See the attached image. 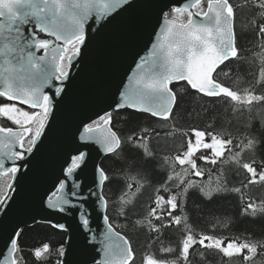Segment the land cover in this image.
<instances>
[{
    "label": "snow or ice",
    "instance_id": "6c2138e0",
    "mask_svg": "<svg viewBox=\"0 0 264 264\" xmlns=\"http://www.w3.org/2000/svg\"><path fill=\"white\" fill-rule=\"evenodd\" d=\"M201 2L202 0H194L192 5L171 7L170 13L173 14V19L165 20L164 28L153 43L148 58H141L136 65L137 71L129 78V84L119 92V102L115 105L117 109L127 107L166 120L175 101V96L170 89V83L173 81H186L191 89L209 98L224 96L231 101H239L247 105L253 101L264 100V96L253 95L251 91H247L244 96H239L237 91L231 90L213 78V73L219 65L238 55L233 34L234 8L229 0H207V11L190 10L199 8ZM129 4L130 0H0V33L7 31L12 34V45L0 48V54L5 57V63L9 65L11 61L7 57L11 53H16L19 57L18 67L7 69L9 73V76L5 78L7 88L0 90V96L21 100L32 109L38 110L30 113L14 106L0 107V115L13 120L22 128L20 132H13L12 128L0 129L14 136L18 141V149L12 145L0 144V175L8 174L15 179L23 167V162L34 152L54 109L55 99L62 95L64 84L77 62L76 58L80 56L82 46L87 42L88 24L93 20V9H96L95 22H103ZM259 7L264 9V0H261ZM170 13L162 11V19ZM185 13L187 21L176 24V19ZM196 16H201L206 22H198L194 18ZM33 19V29L26 35L24 29L32 24ZM40 33L54 37L55 46H53V40L41 38ZM259 33L264 36V25L259 27ZM33 48L37 51L29 50ZM38 51L44 54L38 55ZM49 68L51 71L48 70ZM18 73L26 75L19 76ZM13 75H17L19 79H28L31 82V88L27 92L23 89L10 92L8 89L12 88V84L8 81ZM46 89H51V93ZM99 119L105 126L110 123V118H106L105 115H101ZM33 124L36 125L34 131L31 127ZM25 125L28 126L25 127ZM83 131L90 133L94 129L88 124L83 126ZM25 134L30 137L28 142L31 146L27 148L24 147ZM192 134L196 137L195 144L189 140L187 150L175 156V161L179 165L186 166L182 169V174H176L175 179L180 183L158 189V192L167 194L175 188L176 194L156 195L155 206L151 207L147 213L148 227L153 231L159 232L161 228L170 226L173 222L180 224L182 217L173 213L181 210V197L188 191L199 189L208 198H211L214 192L227 191L219 182L215 187L209 186L205 191L196 180H186L184 177L190 174H194L196 178L204 176L205 169L199 167L197 160L193 158L200 148L211 150L212 157L202 155L199 156V160L215 165L217 158L224 154L226 146L231 145L233 141L220 139L215 134H206L196 129H193ZM206 135H210V142H205ZM81 139L84 137L81 136ZM136 139L134 136L127 138L129 143ZM139 139L141 143L134 146L144 149L145 159L151 158L152 153L148 151V145L143 143V136ZM96 143L103 146L104 153L114 155L122 148L123 141L116 131L109 129L107 135L101 134L97 137ZM252 145L253 141L249 140L245 147H252ZM228 150L231 151L230 148ZM84 156L83 152L77 154L71 165L64 170V178L58 181L55 190L47 196V207L64 213L68 208L83 209L92 202L100 214L102 224L106 226V231L101 233L104 238L103 247L96 248L97 256L93 258V264H129L134 259L129 241L114 230L112 218L108 214L109 198L104 194V185L109 182L110 177L104 169L97 168L98 178L87 190L75 180V173L81 167L79 162L83 161ZM238 156L239 153L233 157L237 164H239ZM242 168L251 175L249 183H256L257 175H259V181L264 182V170L258 173L257 168L251 163H243ZM168 180L171 182L173 177L169 176ZM14 187L13 183H9L8 192H11ZM128 187L130 188L131 185ZM232 191L240 192V189L235 188ZM10 199L11 197L7 194L0 196V211L6 210ZM127 203H129L127 200L121 201L120 215L122 217H125L123 206ZM249 209L255 212L252 203L247 205L244 213L247 214ZM78 215L81 218L82 227L88 228L90 216L83 211H79ZM153 218L157 221L168 220L169 224L156 226L152 223ZM57 227L63 229L65 226L60 224ZM95 236L96 233H92L90 238ZM118 238L123 240V244L119 243ZM197 243L208 249H218L229 258L243 256L245 262L250 259V256L244 255V251L255 254L257 250V244L252 242L229 240L224 245L223 241L211 235H201L197 240L195 235L189 234L183 239L180 249L181 256L185 260L190 249ZM18 246L19 233H15L9 237L4 249L0 251V258H2L0 264H19V259L15 257L19 250ZM9 248L12 250V255L6 256ZM43 249L47 251L49 245L44 244ZM33 254L36 258H40L41 250L37 248ZM65 255V249L60 248L61 264H64ZM145 264H160V262L146 257Z\"/></svg>",
    "mask_w": 264,
    "mask_h": 264
},
{
    "label": "trees",
    "instance_id": "16d2710c",
    "mask_svg": "<svg viewBox=\"0 0 264 264\" xmlns=\"http://www.w3.org/2000/svg\"><path fill=\"white\" fill-rule=\"evenodd\" d=\"M205 2L199 8H203ZM229 2L234 8L238 55L219 65L214 79L237 91L239 96L246 95L247 91L264 96V36L259 33V27L264 25V9L259 7L261 0ZM168 17L173 18V14ZM186 19L185 13L176 20L184 22ZM172 89L176 100L166 120L128 108L108 115L123 144L116 154H108L101 160V168L110 177L104 185V194L109 198L108 214L114 228L130 242L134 259L129 264H145L146 257L160 264H177V261L178 264H264V182H260L257 175V182L249 183L251 175L242 168L243 163H251L258 173L264 170V100L247 105L224 96L209 98L192 90L185 82L173 84ZM193 129L215 134L220 139H231L233 143L226 146L215 165L199 160L202 155L212 157L211 150L200 148L193 158L205 169L204 176L196 178L190 174L184 179L196 180L205 191L219 182L227 191L214 192L211 198L199 189L188 191L181 197V210L173 213L182 217L180 224L173 222L159 232L153 231L148 227L147 213L155 206L156 195L176 194L175 188L167 194L158 189L180 183L175 179L176 174H182L186 166L179 165L175 156L187 150L189 140H193ZM129 136L137 139L129 143ZM141 136L152 153L149 159H145L143 148L134 146L141 143ZM206 137L210 139V135ZM249 140L253 145L246 148ZM237 153L239 164L233 159ZM169 176L173 177L171 182ZM8 179V174L0 175V196L5 193ZM235 188L240 192L232 191ZM122 200L129 201L123 206L126 218L120 215ZM249 203L253 204L255 212L249 209L245 214ZM152 223L168 225L169 221L153 218ZM189 234L195 235L197 240L201 235H211L224 245L229 240L252 242L257 244V250L255 254L245 250L244 255L250 256L245 262L243 256L229 258L218 249L197 243L185 260L180 249ZM64 239L63 231L48 224L26 226L19 232V250L15 257L19 264H58ZM44 244H48L49 249L42 250L41 257L36 258L34 250ZM169 249L171 251H167Z\"/></svg>",
    "mask_w": 264,
    "mask_h": 264
},
{
    "label": "water",
    "instance_id": "95a60500",
    "mask_svg": "<svg viewBox=\"0 0 264 264\" xmlns=\"http://www.w3.org/2000/svg\"><path fill=\"white\" fill-rule=\"evenodd\" d=\"M193 3L194 0H130L128 6L103 22H95L96 9H93V20L88 24L87 42L82 46L80 56L76 58L77 62L64 84L62 95L55 99L54 109L42 137L30 158L23 162V167L15 179L11 176L9 178L8 184L13 183L15 187L8 192L7 184L5 194L11 199L6 210L0 211V251L4 249L9 237L19 233L22 228L45 223L65 233L62 247L66 252L64 264H93V258L97 256L96 248L103 247L104 238L101 233L106 231L99 212L92 202H89L83 209L68 208L61 213L47 207V196L55 190L58 181L64 178V170L81 152L85 156L83 161L79 162L81 167L75 173V180L79 181L85 190L93 185L99 175L97 168H101L102 158L108 155L103 152V146L96 143L97 137L101 134L107 135L109 129L115 130L110 117H106L110 118L108 126H105L103 121L96 125L92 123L101 115L123 109L115 107L119 102V92L129 84V78L137 71L136 65L141 58H148L153 43L164 28L165 20H172L169 17L162 19V11L167 12L172 6ZM190 10L196 12L194 8ZM203 11H207V1ZM194 18L198 22H206L201 16ZM179 23L176 21V24ZM33 26L34 19L32 24L24 29L26 35ZM40 34L55 41L54 37ZM233 34L235 39L234 16ZM5 45H12V34L7 31L0 33V48ZM29 50L37 51L34 48ZM43 54L42 52L38 55ZM7 59L11 61V65L5 63V57L0 54V90L7 88L5 83V78L9 76L7 69L19 65L16 53H11ZM48 70L51 71L50 68ZM8 82L12 84V88L8 89L10 92H17L20 89L27 92L32 86L28 79H19L17 75H13ZM178 82L187 84L186 81L170 83L175 100L172 85ZM46 91L51 93L52 90ZM11 100L31 108L21 100ZM88 124L94 129L93 132L83 131V126ZM12 129L13 132L22 131V128ZM96 129L99 131H95ZM81 136L84 139H81ZM0 144L12 145L18 149V141L7 132L0 131ZM79 211L90 216L88 228L82 227ZM60 224L65 227L58 228L57 225ZM114 230L119 232L115 228ZM92 233H96L95 238H90ZM119 233L121 237L127 239L124 234ZM118 240L123 244L122 239ZM5 255H12V250L9 248ZM58 264H61L60 257Z\"/></svg>",
    "mask_w": 264,
    "mask_h": 264
},
{
    "label": "flooded vegetation",
    "instance_id": "af4514ba",
    "mask_svg": "<svg viewBox=\"0 0 264 264\" xmlns=\"http://www.w3.org/2000/svg\"><path fill=\"white\" fill-rule=\"evenodd\" d=\"M40 36H41V38L50 39L49 37H47L45 35H42V34H40ZM41 53H42V51H38V54H41ZM0 97L3 98V101H4V103L0 104V107L1 106H5V105H8V106H11V107L14 106V107L19 108V109H21L23 111H26L25 109H22L21 108V105L17 104L15 101L10 100V99H8L6 97H3V96H0ZM35 111H37V110L35 109ZM1 116L2 115H0V117ZM8 127H10V128H20L21 126L20 125H16L13 120H10V119H1L0 118V128H8ZM24 147L26 148V146H24Z\"/></svg>",
    "mask_w": 264,
    "mask_h": 264
},
{
    "label": "rangeland",
    "instance_id": "374dc122",
    "mask_svg": "<svg viewBox=\"0 0 264 264\" xmlns=\"http://www.w3.org/2000/svg\"><path fill=\"white\" fill-rule=\"evenodd\" d=\"M11 107V106H10ZM38 111V110H37ZM31 112H33V111H30V113ZM26 126H28V125H26ZM31 127H32V129H33V131L35 130V127H36V125H31ZM195 140H196V137L193 135V140L191 141L193 144H195ZM204 140H205V142H210V139H208L206 136H205V138H204Z\"/></svg>",
    "mask_w": 264,
    "mask_h": 264
}]
</instances>
